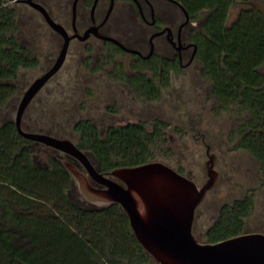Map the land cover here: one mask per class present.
Wrapping results in <instances>:
<instances>
[{"label":"trees","instance_id":"trees-1","mask_svg":"<svg viewBox=\"0 0 264 264\" xmlns=\"http://www.w3.org/2000/svg\"><path fill=\"white\" fill-rule=\"evenodd\" d=\"M180 1L193 18L204 14L195 36L202 73L222 103H234L248 112L238 146L248 149L264 171V74L260 71L264 9L249 0ZM234 4L240 8L229 22ZM18 29L17 9L0 0V108L17 93L12 80L19 70L40 63L37 54L19 41ZM115 51L109 48L110 60ZM164 62L161 68L154 60L140 57L133 65L136 72L128 75L120 69L121 76L146 97L158 98L172 70L181 68L170 60ZM160 123L153 130L143 120L101 128L82 117L72 131L96 167L108 172L158 159L164 134ZM23 127L27 129L24 121ZM35 143L44 144L22 135L15 119L0 115V264H151L153 257L136 237L121 204L97 205L82 199L74 176L63 164L65 154L53 148V154L40 158ZM254 204L253 194L225 203L207 228L206 241L246 231Z\"/></svg>","mask_w":264,"mask_h":264},{"label":"rangeland","instance_id":"rangeland-1","mask_svg":"<svg viewBox=\"0 0 264 264\" xmlns=\"http://www.w3.org/2000/svg\"><path fill=\"white\" fill-rule=\"evenodd\" d=\"M72 1L55 0L49 3L52 13L68 29H72ZM264 9V0H249ZM106 0H102V5ZM18 11L19 41L32 49L40 63L34 67H22L17 78V93L0 108L4 120L16 119L19 103L34 79L46 71L56 60L62 48L63 38L45 20L39 10L25 2H10ZM117 4L113 16L123 14ZM239 4H234L228 21H232ZM90 14V12H89ZM191 25L202 28V19ZM140 19L126 18L121 27L132 34L148 38L144 29L136 27ZM138 35V36H139ZM171 56L174 49L167 44L162 50ZM184 59L189 60L191 50ZM109 48L101 40L92 37L86 41L71 42L62 68L45 84L32 100L24 114V126L29 130L68 132L75 142L78 134L72 131L79 118H91L101 128L109 125H125L143 120L149 130L161 122L164 134L159 141L158 159L164 160L179 171L193 177L199 185L206 178L202 170L208 158L207 145L217 153L216 165L222 172L221 183L208 191L197 210L195 232L206 241V230L213 223L225 203L246 194L254 195V208L246 218V231H264V171L259 160L246 148L238 146L242 137L240 129L248 121L247 111L234 103L225 105L213 93L210 79L202 73L203 63L196 57L189 65L171 72L168 84L160 86L158 98H148L122 78L120 69L133 74L132 53L115 51L110 60ZM264 74V64L260 67ZM147 74L151 75L148 72ZM152 76V75H151ZM160 84L159 79H156ZM166 123V126L164 125ZM165 138V139H163ZM40 158L53 154V147L33 144ZM62 154V152H61ZM81 198L88 200L79 188ZM91 202V201H90ZM94 203V202H92ZM97 205H104L98 204ZM151 264H159L154 258Z\"/></svg>","mask_w":264,"mask_h":264},{"label":"water","instance_id":"water-1","mask_svg":"<svg viewBox=\"0 0 264 264\" xmlns=\"http://www.w3.org/2000/svg\"><path fill=\"white\" fill-rule=\"evenodd\" d=\"M27 1L41 11L48 24L63 35L64 41L55 62L25 90L15 119L18 131L25 137L67 154L62 159L63 164L89 201L98 204L119 202L129 216L136 237L159 264H264V231H244L217 241H202L195 232L199 206L208 191L217 187L222 180V172L216 167L219 157L216 152L211 151V144L207 145L208 158L202 164L206 178L199 185L193 177L161 159L118 166L102 172L71 136H57L23 127L28 106L62 68L71 39L75 36L86 39L98 27L89 28L84 35L79 32L71 35L65 25L57 21L42 3ZM77 1L75 0L74 11ZM111 9L112 6L108 14ZM189 20L188 13L183 24ZM104 37L115 40L129 51L143 55L140 50L128 47L113 37ZM195 54L196 49L184 65L192 63ZM71 158L80 162L84 170Z\"/></svg>","mask_w":264,"mask_h":264},{"label":"flooded vegetation","instance_id":"flooded-vegetation-1","mask_svg":"<svg viewBox=\"0 0 264 264\" xmlns=\"http://www.w3.org/2000/svg\"><path fill=\"white\" fill-rule=\"evenodd\" d=\"M7 1L9 3L25 2L30 4L27 0ZM35 1L42 3L49 10L51 15L57 21H60L53 15L51 11L52 6L50 8L48 5L49 3H55V0ZM95 1L96 0H78L76 3L75 11V0L72 1V29L70 30L65 26L68 32L71 35L75 34L76 32L84 35L89 28L94 26L98 27L96 30L93 29L86 39H81L79 36H75L71 39V42L75 39L86 41L92 37H95L96 39L101 40L108 48L112 46L115 47L118 52L132 53L135 56V58L131 62V67L133 68L134 73L136 72V70L134 69L133 65L135 61H137L140 57L154 60L160 65L161 68H163L165 65L164 60H170L176 66H184V59L188 55L187 53L190 50L191 54L189 56V59L194 53L195 49V58L197 57L198 43L195 39L196 29L191 24L195 21L197 22L198 18H193L180 0H106V4L103 5L102 0H98L95 8L93 9ZM117 4H120V10L123 12V14L117 15V17L113 16L115 21L112 22V14L116 10ZM111 6V12L108 14ZM188 13L190 16V20L186 24H183L187 19ZM127 16L129 18L133 17V19L135 20L140 19L137 24H135L136 27L144 29V25H146V27L148 28V30L146 31V35H148V38H144V34L141 35V37L139 34V36H135L130 30L121 27V23L126 22ZM59 34L62 36L64 41L63 35L61 33ZM101 35L113 37L128 47L140 50L141 52H143V55L138 52L129 51L122 47L115 40L106 38ZM167 44H169L172 49H174V52L171 56L165 55L162 51L163 49H165ZM180 46H182L181 49ZM151 51H153L152 54L146 56ZM148 71L153 76L151 70H145V72ZM66 156L67 154H65L64 157ZM71 159L75 161V163H77L81 169L84 170V167L80 164V162H78L75 158Z\"/></svg>","mask_w":264,"mask_h":264}]
</instances>
